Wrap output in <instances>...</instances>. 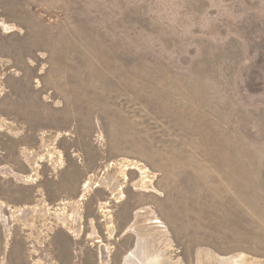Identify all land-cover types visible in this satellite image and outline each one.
<instances>
[{"label":"rangeland","instance_id":"374dc122","mask_svg":"<svg viewBox=\"0 0 264 264\" xmlns=\"http://www.w3.org/2000/svg\"><path fill=\"white\" fill-rule=\"evenodd\" d=\"M0 264H264V0H0Z\"/></svg>","mask_w":264,"mask_h":264}]
</instances>
